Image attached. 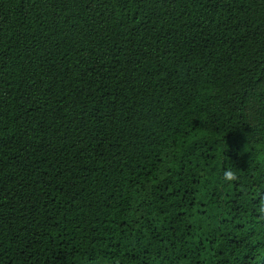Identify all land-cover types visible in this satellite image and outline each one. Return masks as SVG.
Masks as SVG:
<instances>
[{
    "label": "trees",
    "instance_id": "1",
    "mask_svg": "<svg viewBox=\"0 0 264 264\" xmlns=\"http://www.w3.org/2000/svg\"><path fill=\"white\" fill-rule=\"evenodd\" d=\"M261 197L264 0H0V264H264Z\"/></svg>",
    "mask_w": 264,
    "mask_h": 264
},
{
    "label": "clouds",
    "instance_id": "2",
    "mask_svg": "<svg viewBox=\"0 0 264 264\" xmlns=\"http://www.w3.org/2000/svg\"><path fill=\"white\" fill-rule=\"evenodd\" d=\"M239 178L240 177L238 176L236 170L232 168L225 169L223 173V179L224 181H227V182L238 181ZM257 212H258L259 218L264 219V197L260 198L259 207L257 209Z\"/></svg>",
    "mask_w": 264,
    "mask_h": 264
}]
</instances>
